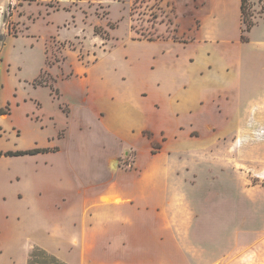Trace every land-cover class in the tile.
<instances>
[{"label":"rangeland","instance_id":"obj_1","mask_svg":"<svg viewBox=\"0 0 264 264\" xmlns=\"http://www.w3.org/2000/svg\"><path fill=\"white\" fill-rule=\"evenodd\" d=\"M245 1V21L240 6L209 7L218 20L207 25L200 19L207 9L171 6L177 0H0V264H25L35 244L77 263L79 222H85L83 242L104 238L105 219L79 218L80 206L93 214L81 205L83 196L110 184L109 210L121 203L116 174L132 171L141 155L145 162L168 161L166 153L153 158L168 140L163 132H128L124 116L109 111L125 102L171 136L180 127L187 131L183 145L171 140V181L185 179L172 210L190 211L181 226L197 217L193 240L217 248L215 264H264V99L247 104L254 90L264 89V50L257 43L264 40V0ZM243 21L253 24L252 33ZM195 40L209 54L230 45V61H240L236 81L246 106L235 123H193L175 108L191 84L185 43ZM72 86L83 92L75 104L65 91ZM234 109L201 111L219 116ZM38 148L48 152L4 156ZM109 211L114 221L117 207ZM232 243L241 248L232 252ZM86 254L85 262L102 256L88 245Z\"/></svg>","mask_w":264,"mask_h":264},{"label":"crops","instance_id":"obj_2","mask_svg":"<svg viewBox=\"0 0 264 264\" xmlns=\"http://www.w3.org/2000/svg\"><path fill=\"white\" fill-rule=\"evenodd\" d=\"M242 1L177 0V3H173L171 6H203L202 11L206 9L207 11L201 15V23L207 25L215 23L216 25L218 17L209 15V7L219 8L220 6L227 9L229 6L241 7ZM248 1L253 6H258L260 0ZM262 24L264 25V22ZM252 31L253 28L250 33ZM199 37L202 41L205 38L202 30ZM251 41L252 39H250L249 43ZM200 43V40L185 43L187 50L190 51L188 57L190 62L185 67H187L186 73L191 80V84L185 88L182 95L179 94L182 96V99H178L174 103L176 105L175 108L179 112H182L184 116L189 115L193 123L211 121L223 124L226 120L230 123H235L237 121L236 118H239V114L237 115V113L241 111V108L246 106L242 104V88L238 81H236L239 77L240 61H230L231 54L225 50V47L229 48L228 46L230 45L224 44L222 45L224 46L223 50L215 49L212 50V54H209L207 48L204 51H198ZM235 43L239 45L240 42L237 41ZM257 43L258 47L264 50V40H259ZM172 54L174 52L171 51ZM212 64L214 66H210ZM254 89L256 88L254 87ZM65 91L68 97L71 98L70 101L74 104L79 101L75 98L76 94L81 95L83 93L80 92L77 86H72L70 90L65 89ZM262 99H264V89H258V91L256 89L247 104L253 105ZM205 106H210V108L211 106L223 108L236 106V109L231 112L229 110L227 112L224 111L219 116H216L215 113L211 115L206 114L205 116L201 111L202 107ZM108 108L112 114L118 117L119 115L124 116L125 120L123 122L127 125L128 132L136 129L139 130L138 128H140L139 131L147 130L153 132L155 135L163 132L164 137L168 140L165 138L167 140L165 141L166 144L165 146L163 145L164 148L160 149L162 153L154 155L153 158L163 157L166 153L168 154V161L160 164L152 163V161L145 162L143 155H141L132 171H123L114 176V184L118 185V198L121 201L120 204L111 206L109 209L112 210V208L117 207L118 211L114 212V221L109 216L111 211L105 209L106 204L111 205L109 201L113 194L110 184L91 188L89 196L86 199L83 196L81 205L88 203L89 209L93 208L91 210L93 214L91 215V212H89L86 216L80 206L79 218L96 220L102 217L105 219L102 228L104 238L102 242H99L96 238H91V241L89 240L87 243L83 242L80 236L85 228V222H79V234L77 235L79 245L75 247L79 251V261L77 263L64 262L58 256L50 255L47 248L35 244L34 248L28 250L25 264H31L34 256L40 259L43 256H50L64 264H215L214 260L219 255L214 252L217 251V248L209 249L195 242L192 238L197 217L191 214V218H189V220L191 219V223H188L187 226H181L179 219L184 218L182 216L190 211H184L183 215L181 213L173 215L172 206L177 194L176 188H179V183L183 182V180L185 181V179L178 178L177 182L171 181L173 175V170H171V140L173 139L179 145H183V141L180 140L187 137V131L183 127H180L179 134L175 137L171 136L169 130L159 126L157 121L153 123L149 121L148 117L141 116L140 113L143 110L133 102H125L119 108L117 106ZM226 116L230 117V119H227ZM212 117H214V120H211ZM220 128L222 130L223 125ZM114 196H117V194H114ZM92 229L97 230V228ZM235 232L232 237L235 235L234 239H237L236 236L238 237L239 234H237V231ZM86 245L99 252V254L101 253L102 256H99L93 262L88 257L85 262V257L87 256ZM239 247L241 248L240 244H237L236 248L235 244L232 243L230 250L232 252L238 251ZM2 254L3 250L0 246V255Z\"/></svg>","mask_w":264,"mask_h":264},{"label":"trees","instance_id":"obj_3","mask_svg":"<svg viewBox=\"0 0 264 264\" xmlns=\"http://www.w3.org/2000/svg\"><path fill=\"white\" fill-rule=\"evenodd\" d=\"M241 16L243 18V20L245 21V16H246V1L243 0L242 1V5H241ZM243 21V22H244ZM246 24V22H244ZM253 24L251 22H249L248 24H246V29L245 32L246 33H250L252 30ZM243 36L241 37V40H243ZM4 115V114H2ZM48 150L47 149H32V150H28V151H20V152H8L6 154H4V156L7 157H24V156H36L39 154H44L47 153ZM0 157H2V154H0ZM31 264H64L61 263L60 261H58L57 259L50 257V256H43L42 259H40L39 257L37 258V256L33 257V260L31 261Z\"/></svg>","mask_w":264,"mask_h":264},{"label":"built area","instance_id":"obj_4","mask_svg":"<svg viewBox=\"0 0 264 264\" xmlns=\"http://www.w3.org/2000/svg\"><path fill=\"white\" fill-rule=\"evenodd\" d=\"M263 179H264V176H263Z\"/></svg>","mask_w":264,"mask_h":264}]
</instances>
